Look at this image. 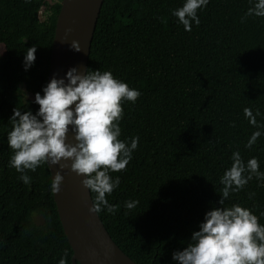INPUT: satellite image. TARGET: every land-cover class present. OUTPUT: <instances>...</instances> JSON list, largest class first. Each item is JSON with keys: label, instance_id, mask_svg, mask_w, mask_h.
<instances>
[{"label": "trees", "instance_id": "16d2710c", "mask_svg": "<svg viewBox=\"0 0 264 264\" xmlns=\"http://www.w3.org/2000/svg\"><path fill=\"white\" fill-rule=\"evenodd\" d=\"M182 3L103 0L88 56L87 69L111 71L141 93L135 103L122 102L120 139L139 142L126 170L110 173L120 177L107 196L115 214H98L137 264H178L172 253L187 246L208 210L221 206L219 181L232 152L245 163L256 157L264 171V136L245 147L255 128L243 113L259 109L256 119L264 123V17L242 23L248 0H209L198 11L199 25L186 31L171 15ZM60 4L0 0V264H58L62 256L72 264L47 164L27 170L28 185L8 166L9 117L14 108L39 107L34 96L47 83ZM32 45L36 59L25 71L23 54ZM130 200L138 201L131 210L124 207ZM233 204L264 225V187L255 177L224 207ZM33 212L43 223L32 221Z\"/></svg>", "mask_w": 264, "mask_h": 264}, {"label": "clouds", "instance_id": "9594fccd", "mask_svg": "<svg viewBox=\"0 0 264 264\" xmlns=\"http://www.w3.org/2000/svg\"><path fill=\"white\" fill-rule=\"evenodd\" d=\"M208 3L209 0H183L180 7L171 10V15L184 30L191 31L193 24L200 23L198 11ZM248 3L250 6L240 18L242 23L250 16L264 17V0ZM69 47L81 51L75 40ZM35 52L36 45L24 51L25 71L34 64ZM41 91L43 95L37 92L34 96L39 105L35 113L14 108L9 117L12 127L7 133V144L12 155L8 166L20 173L18 179L25 185L31 182L27 170L35 172L42 164L70 166L77 175H83L81 183L95 193L89 211L115 214V206L107 196L119 186L120 177L110 173L126 170L139 142L138 136L130 142L120 139L122 102L135 103L140 91L114 77L111 71L84 69L81 73L75 66L69 67L64 77L53 76ZM243 113L255 128L245 144L250 149L264 136V123L256 119L261 115L259 109L253 113L245 107ZM70 128L75 143L65 142ZM62 160L70 161V165ZM231 161L219 181L223 186L219 191L221 206L208 210L198 230L191 233L187 246L172 253V260L178 264H264V225L258 223V216L240 204L224 207L230 194L239 192L253 177L258 187H264V171L259 170L256 157L245 163L239 150L232 152ZM62 180L57 171L50 185L52 193L59 191ZM254 195L249 193V198ZM137 204L135 200L125 201L124 207L131 210ZM58 264H67L66 259L62 256Z\"/></svg>", "mask_w": 264, "mask_h": 264}, {"label": "water", "instance_id": "95a60500", "mask_svg": "<svg viewBox=\"0 0 264 264\" xmlns=\"http://www.w3.org/2000/svg\"><path fill=\"white\" fill-rule=\"evenodd\" d=\"M103 0H61L52 40L47 82L64 77L69 67L87 69L88 56ZM66 29H70L66 33ZM78 42L81 51L69 47ZM66 143H75L71 128ZM67 163L70 165V161ZM52 178L57 171L63 177L59 191L53 193L56 210L65 236L72 248V264H137L114 242L98 214L90 212V191L70 166L47 164Z\"/></svg>", "mask_w": 264, "mask_h": 264}, {"label": "rangeland", "instance_id": "374dc122", "mask_svg": "<svg viewBox=\"0 0 264 264\" xmlns=\"http://www.w3.org/2000/svg\"><path fill=\"white\" fill-rule=\"evenodd\" d=\"M44 17H45V12L42 11V12L40 13V18L43 19ZM1 51H2V48H0V52H1ZM31 218H32V221H33L34 223H36V224H41V223H43V216H42L40 213H38V212H33Z\"/></svg>", "mask_w": 264, "mask_h": 264}]
</instances>
